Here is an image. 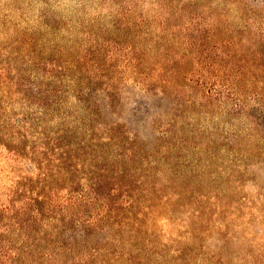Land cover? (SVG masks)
<instances>
[{"label":"rangeland","instance_id":"rangeland-1","mask_svg":"<svg viewBox=\"0 0 264 264\" xmlns=\"http://www.w3.org/2000/svg\"><path fill=\"white\" fill-rule=\"evenodd\" d=\"M184 1L0 0V83L17 90L92 86L94 99H104L101 90L108 86L123 89L117 108L103 118L117 124L150 160L177 165L175 177L181 173L200 194L214 197L206 207L196 203L194 208L208 214L225 206V222L238 233L233 251L245 253L264 244V151L239 159L256 138L243 129L244 119L233 118L221 104L219 82L201 74L232 73V86L245 84L248 94L263 86L264 0H198L180 12ZM196 46L200 62L185 63L188 49ZM225 90L231 93L230 86ZM74 93L62 94L61 100L77 104L81 95ZM211 94L212 105L202 108V96ZM20 96L13 99L22 101ZM23 111L18 106L16 112ZM255 114L264 125V111L255 108ZM194 127L205 141L197 139ZM232 130L242 136L235 151V143L222 137ZM183 136L186 144L180 146ZM6 152L0 146V181L9 175ZM239 163L250 168L237 178L232 173ZM175 216L177 221H162L167 236L191 222L187 211ZM207 241L215 245L214 237Z\"/></svg>","mask_w":264,"mask_h":264},{"label":"trees","instance_id":"trees-1","mask_svg":"<svg viewBox=\"0 0 264 264\" xmlns=\"http://www.w3.org/2000/svg\"><path fill=\"white\" fill-rule=\"evenodd\" d=\"M197 3L185 0L177 10ZM192 49L185 63L200 62V46ZM227 75L201 74L219 82L221 104L233 118L244 119L243 129L256 138L248 139V150L239 158L245 162L264 151V125L255 114V108L264 111V81L248 94L245 84L235 88L232 73ZM75 91L81 95L77 104L61 100L62 94ZM101 91L104 99L91 97L97 93L92 86L17 90L0 83V146L8 152L4 157L9 167L8 179L0 181V264H264L263 243L245 253L233 251L238 233L225 222V206L208 214L194 208L196 203L206 207L214 197L200 194L181 173L175 177L177 165L150 160L117 124L103 118L117 108L123 89L108 86ZM15 94L22 101H15ZM252 95L254 102H248ZM213 98L202 96L199 105L210 107ZM18 106L23 113L16 112ZM190 130L205 141L202 130ZM235 132L222 135L235 143L234 151L242 137ZM184 144L183 136L180 146ZM249 168L239 163L232 175L240 178ZM180 211H187L191 222L167 236L162 221H177ZM211 237L214 246L208 244Z\"/></svg>","mask_w":264,"mask_h":264}]
</instances>
